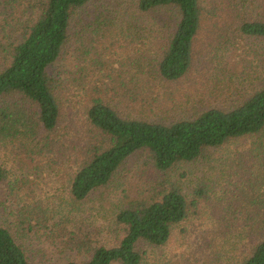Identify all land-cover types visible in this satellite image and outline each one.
Segmentation results:
<instances>
[{
  "label": "rangeland",
  "instance_id": "374dc122",
  "mask_svg": "<svg viewBox=\"0 0 264 264\" xmlns=\"http://www.w3.org/2000/svg\"><path fill=\"white\" fill-rule=\"evenodd\" d=\"M137 2L90 0L73 17L69 41L51 71L59 78L61 106L54 149L40 151L36 107L18 98L11 101L26 119L25 126L10 124L0 134V164L8 173L0 184V225L24 248L30 264L89 258L61 247L50 237L48 222L24 226L23 210L41 211L49 223L65 215L81 218L96 233L99 246L113 247L125 235L117 214L131 202L148 201L172 186L187 198L189 218L174 226L165 246L141 243V264H240L258 238L248 222L250 210L262 205L254 199H264L263 134L207 149L196 161L178 163L167 172L157 170L150 155L140 152L85 201L70 195L78 151L97 141L87 116L93 99L104 98L124 118L171 124L209 109L230 111L264 87V39L223 32L207 15L190 71L176 82L161 79L160 47L173 31L175 16L169 10L143 14ZM6 16L0 15V53L23 34L21 16L10 26Z\"/></svg>",
  "mask_w": 264,
  "mask_h": 264
},
{
  "label": "trees",
  "instance_id": "16d2710c",
  "mask_svg": "<svg viewBox=\"0 0 264 264\" xmlns=\"http://www.w3.org/2000/svg\"><path fill=\"white\" fill-rule=\"evenodd\" d=\"M89 1L0 0V15H7L5 24L10 26L20 15L18 24L23 30L17 43L7 45L0 53V134L10 124L25 126V112L11 103L18 98L37 109L35 130L42 135L40 151L55 148L61 106L57 96L59 78L51 71L69 41L73 17ZM137 10L143 14L169 10L175 16L173 31L160 47L157 69L158 76L168 82L181 80L192 68L194 45L205 15L223 32L264 39V0H138ZM87 116L97 131V141L84 143L74 162L70 195L76 202L108 186L120 168L140 152L150 155L157 170L167 172L178 163L196 161L207 149L220 148L234 139L264 135V87L230 111L209 109L193 119L171 124L124 118L104 98L91 101ZM260 165L264 173V158ZM7 177L0 164V184ZM254 202L262 205L250 210L248 228L258 238L240 264H264V199ZM190 208L178 186L163 189L148 201L131 202L117 214L125 235L113 247L99 246L96 233L84 226L81 218L65 215L58 220L53 217L49 223L41 211L35 214L27 209L21 215L24 226L32 227L34 221L48 222L50 237L61 247L89 258L68 264H141L138 246H165L174 226L189 218ZM0 264H30L24 248L1 225Z\"/></svg>",
  "mask_w": 264,
  "mask_h": 264
}]
</instances>
